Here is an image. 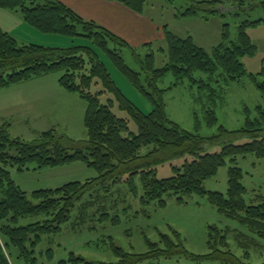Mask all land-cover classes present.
<instances>
[{
	"label": "trees",
	"instance_id": "obj_1",
	"mask_svg": "<svg viewBox=\"0 0 264 264\" xmlns=\"http://www.w3.org/2000/svg\"><path fill=\"white\" fill-rule=\"evenodd\" d=\"M110 1L120 2L140 15L151 3V0ZM183 2L185 10L182 15H204L207 20L212 16H224L225 12L220 7L231 6L234 9L229 13L236 15L244 9L264 11V0ZM0 9L20 14L26 23L42 32L83 37L90 42L77 44L72 41L67 46H48L21 41L0 27V89L50 72H61L60 85L86 103L83 123L87 133L86 138L76 140L59 135L51 128L40 132L33 140H26L11 135L9 122L0 126V264H12L14 253L25 264H40L35 248L44 236H56L65 226H71V229L92 228L90 221L119 224V213L129 208L130 196L139 198L143 204L165 206L166 197L175 196L182 201L184 196L193 194L208 195L219 211L248 228L249 233L238 231L233 235L244 250L241 257L231 249L228 237L232 230L211 226L207 241L210 251L207 254L188 251L180 233L174 230V238L166 234L161 235L158 242L146 238L148 249L143 253L127 252L113 245L118 257L115 263L87 260L72 253L73 263L166 264L164 259L185 255L196 264H255L245 259L249 257V249L264 239V198L258 196L256 202L246 203L247 189L241 181L243 172L236 164L238 157L249 154L264 159V68L252 73L241 61L243 57L256 53L257 45L247 30L263 25L264 17L243 21L237 26L234 39H230L229 25L224 24L221 41L211 51L196 43L191 35L182 37L166 29V62L156 66V55L152 51L144 60L139 58L143 72H137L126 64L123 57L124 47L134 48L126 38L95 20L83 17L62 0H0ZM101 53L149 97L153 103L150 112L142 111L122 91ZM197 72L204 74L199 81L210 88L206 109L209 125L217 123L213 105L220 97L218 89L212 87L210 81L217 76L229 81H238L244 76L251 78L262 99L255 106L256 116H247L245 125L238 130L228 131L221 127L224 135L248 137L249 141L229 142L218 152L201 154L205 145L218 143L221 134L203 137L182 128L168 117L164 94L185 79L197 81ZM168 74L173 76L171 85L160 87L159 82ZM95 84H101L102 89L94 92ZM104 93L113 95V98L103 102L101 96ZM115 102L134 118L138 133L129 132L128 120L113 111ZM143 148L148 151L142 152ZM187 154L194 159H186L182 166H173V176L158 177L156 166ZM228 159L232 165L229 167L227 193L207 190L205 180L216 175ZM73 162L86 163L97 170V176L85 181L67 182L56 188L35 190L31 194L22 190L11 177L10 168L38 170ZM46 257L53 258L52 249L48 250Z\"/></svg>",
	"mask_w": 264,
	"mask_h": 264
},
{
	"label": "rangeland",
	"instance_id": "obj_2",
	"mask_svg": "<svg viewBox=\"0 0 264 264\" xmlns=\"http://www.w3.org/2000/svg\"><path fill=\"white\" fill-rule=\"evenodd\" d=\"M233 9L231 6L220 7L225 15L212 16L207 20L203 17L204 15H182L181 12L185 10L183 0L171 2L151 0L145 13L139 15L142 18L140 20L145 22L147 28L142 29L139 28L141 26H138V29L141 30L138 36L143 34L148 41L136 42L135 37L130 38L134 41L131 42L134 48H123L124 60L133 70L143 72L139 58L144 60L146 55L153 51L156 55V66H162L167 60L165 52L168 48L165 38L166 29L182 37L191 35L196 43L211 51L212 47L221 41L224 24L229 25L230 39H234L238 32L237 26L243 21L264 17L263 10L247 11L248 9H244L240 15H236L229 13ZM105 11L102 9L104 19L107 15ZM5 14L0 11V27L6 31H9V28L14 29L12 33L21 41L48 46H67L72 41L77 44L90 43L83 37L71 38L66 35L42 32L25 21L19 25L17 21L9 19ZM247 31L257 45V51L254 55L243 57L241 61L249 72L257 73L264 68V24L249 28ZM101 58L106 62L122 91L142 111L150 112L153 103L149 97L136 88L103 53H101ZM60 75L61 72H50L1 88L0 126H5L9 122L11 135L26 140H33L37 134L51 128L55 129L57 134L66 135L72 139L86 138L87 133L83 123L86 103L77 94L66 91L60 85ZM201 76L204 74L197 72L195 74L197 81L185 79L182 84L172 87L164 94L168 117L182 128L203 137L221 134L219 142L214 145H205L201 154L218 152L224 144L229 142L249 141L248 137L235 138L224 135L221 127L228 131L238 130L245 125L247 116L251 118L256 116L255 106L262 102V99L251 78L244 76L238 81H229L223 76H217L216 79L210 81L212 87L218 89L220 97L217 99V104L213 105L218 117L217 123L209 125L206 109L209 106L207 95L210 93V88L199 81ZM205 80L207 81V79ZM142 81L145 85V74L142 75ZM172 81L173 76L168 74L163 81L159 82V85L162 88L169 87ZM92 89L96 92L101 90L102 86L95 84ZM101 98L103 102H106L108 98H113V95L104 93ZM247 108L250 109V112L247 111ZM113 111L119 117L128 120L129 132L138 133V124L127 110L119 107L118 102H115ZM145 151L148 150L143 148L142 152ZM193 157L187 154L156 166L158 177L173 176V166H182L186 159L192 160ZM231 165L232 163L228 159L226 164L219 168L216 175L205 180V188L209 191L226 194L229 188V167ZM236 165L243 172L241 181L247 189L246 203L256 202L258 196L264 198V159L249 154L245 157H238ZM10 172L15 183L28 194L39 189L56 188L71 181H85L98 174L96 169L89 167L84 162H73L38 170L32 168L17 171L16 168H10ZM166 201L165 206H159L156 203L143 204L139 198L130 196L129 208L126 209L127 211L123 209L119 213L121 220L119 224L90 221L89 226H93L92 228H85V226L77 228L75 226V229H71V226H65L62 232L56 236H44L35 248V255L40 264H62L64 260L66 261L64 264H74L71 259L72 253L87 260L115 263L118 261V257L113 251V245L127 252L143 253L148 249L146 238L152 242L160 241L163 234L174 238V230L180 233L188 251L195 254H207L210 251L207 241L211 226L219 230L231 229L233 233L228 237L231 249L239 257L243 255L244 250L238 246L233 235L238 231L249 233L248 228L240 224L238 220L219 211L217 206L209 200L208 195L184 196L182 201L172 196L166 197ZM49 249L53 250L52 259L46 257ZM17 255L14 253L11 257V263L25 264L23 259L18 258ZM245 261L255 264L264 263V239L249 249V257ZM163 262L166 264H196L193 259L185 255L164 259ZM203 264L210 263L204 262Z\"/></svg>",
	"mask_w": 264,
	"mask_h": 264
},
{
	"label": "crops",
	"instance_id": "obj_3",
	"mask_svg": "<svg viewBox=\"0 0 264 264\" xmlns=\"http://www.w3.org/2000/svg\"><path fill=\"white\" fill-rule=\"evenodd\" d=\"M67 5L71 6L78 13H80L83 17L91 20H95L96 22L105 25L110 28L114 32L118 33L122 37L126 38L130 43L134 42L130 38H136V42H146L148 39L143 36H138L141 30L139 28H147L145 22H142L140 19V14L134 12L129 9L125 5L121 4L117 1L110 0H62ZM106 12V16L104 19V14L102 13V9ZM2 13H6L9 19H13L17 21L19 25L23 24L20 14L0 9ZM131 18V19H130ZM6 20V19H5ZM133 26V27H132ZM132 27V28H131ZM130 29V30H129ZM9 32L12 33L14 29L9 28ZM144 33V32H143ZM13 34V33H12ZM14 35V34H13ZM132 36V37H130Z\"/></svg>",
	"mask_w": 264,
	"mask_h": 264
}]
</instances>
